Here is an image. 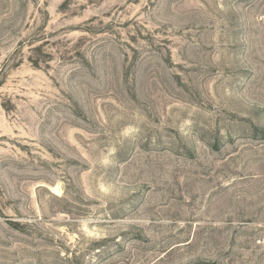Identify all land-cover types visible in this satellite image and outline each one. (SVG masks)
<instances>
[{"label": "rangeland", "instance_id": "374dc122", "mask_svg": "<svg viewBox=\"0 0 264 264\" xmlns=\"http://www.w3.org/2000/svg\"><path fill=\"white\" fill-rule=\"evenodd\" d=\"M0 264H264V0H0Z\"/></svg>", "mask_w": 264, "mask_h": 264}, {"label": "bare ground", "instance_id": "6f19581e", "mask_svg": "<svg viewBox=\"0 0 264 264\" xmlns=\"http://www.w3.org/2000/svg\"><path fill=\"white\" fill-rule=\"evenodd\" d=\"M50 191L52 192V194H54L55 196H61V189H59L57 186L55 187H49Z\"/></svg>", "mask_w": 264, "mask_h": 264}]
</instances>
